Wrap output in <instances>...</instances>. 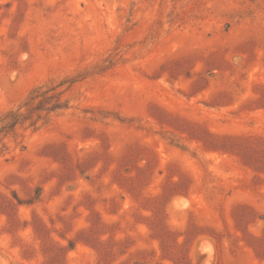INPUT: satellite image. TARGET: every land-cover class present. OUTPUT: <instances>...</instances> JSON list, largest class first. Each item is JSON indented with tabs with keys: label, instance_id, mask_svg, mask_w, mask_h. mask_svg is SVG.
Listing matches in <instances>:
<instances>
[{
	"label": "rangeland",
	"instance_id": "374dc122",
	"mask_svg": "<svg viewBox=\"0 0 264 264\" xmlns=\"http://www.w3.org/2000/svg\"><path fill=\"white\" fill-rule=\"evenodd\" d=\"M65 79L0 264H264V0H0V113Z\"/></svg>",
	"mask_w": 264,
	"mask_h": 264
},
{
	"label": "trees",
	"instance_id": "16d2710c",
	"mask_svg": "<svg viewBox=\"0 0 264 264\" xmlns=\"http://www.w3.org/2000/svg\"><path fill=\"white\" fill-rule=\"evenodd\" d=\"M69 79L35 86L23 102L0 113V157L10 153V142L24 148V132L37 131L47 124L49 117L67 109L59 90ZM18 140V141H17Z\"/></svg>",
	"mask_w": 264,
	"mask_h": 264
}]
</instances>
